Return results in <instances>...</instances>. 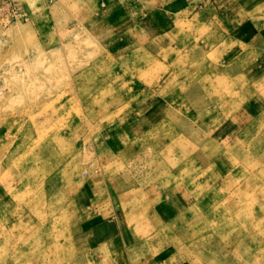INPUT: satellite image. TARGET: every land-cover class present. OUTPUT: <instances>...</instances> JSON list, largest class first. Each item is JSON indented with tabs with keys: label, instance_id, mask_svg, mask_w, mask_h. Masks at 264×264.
Segmentation results:
<instances>
[{
	"label": "rangeland",
	"instance_id": "obj_1",
	"mask_svg": "<svg viewBox=\"0 0 264 264\" xmlns=\"http://www.w3.org/2000/svg\"><path fill=\"white\" fill-rule=\"evenodd\" d=\"M17 2L0 264H264V0Z\"/></svg>",
	"mask_w": 264,
	"mask_h": 264
},
{
	"label": "built area",
	"instance_id": "obj_2",
	"mask_svg": "<svg viewBox=\"0 0 264 264\" xmlns=\"http://www.w3.org/2000/svg\"><path fill=\"white\" fill-rule=\"evenodd\" d=\"M0 10L10 9L11 12H8L3 17L0 18L1 21H12L16 19L19 15L18 13V2L17 0H1L0 1ZM2 14V13H1Z\"/></svg>",
	"mask_w": 264,
	"mask_h": 264
},
{
	"label": "bare ground",
	"instance_id": "obj_3",
	"mask_svg": "<svg viewBox=\"0 0 264 264\" xmlns=\"http://www.w3.org/2000/svg\"><path fill=\"white\" fill-rule=\"evenodd\" d=\"M214 74V73H213ZM225 75V74H224ZM192 89H193V87H192ZM220 89V88H219ZM205 92V91H204ZM224 101H225V99H224ZM224 103V102H223ZM220 105V104H219ZM225 105V104H224ZM195 120V119H194ZM186 124V123H185ZM191 124V123H190ZM188 130V129H187ZM191 135V134H190ZM181 136V135H180ZM184 136H185V134H184ZM185 137H187V136H185ZM203 137V136H202ZM182 138V137H181ZM191 139V138H190ZM179 140H180V138H179ZM206 140V139H205ZM204 140V141H205ZM177 141H178V139H177ZM203 141V142H204ZM182 142H185L184 140H182ZM202 143V142H201ZM200 143V144H201ZM218 143V142H217ZM185 145H187V144H185ZM205 145V144H204ZM218 145V144H217ZM182 146H184V145H182ZM194 147V146H193ZM193 147H191V148H193ZM206 147V146H205ZM226 147V146H225ZM196 148V147H195ZM244 148V147H243ZM172 150V149H171ZM243 150V149H242ZM249 150V149H248ZM200 152V151H199ZM240 152H242V151H240ZM245 152V151H244ZM248 152V151H247ZM182 153V152H181ZM182 154H184V153H182ZM204 154V153H203ZM239 154V153H238ZM247 154H249V152L247 153ZM185 155V154H184ZM240 155H241V153H240ZM179 156V155H178ZM186 157V156H185ZM202 157H203V155H202ZM179 158V157H178ZM208 158V157H207ZM242 158V157H241ZM240 158V159H241ZM249 158V157H248ZM257 158V157H256ZM250 159V158H249ZM187 160V159H186ZM189 160H191V159H189ZM167 161V160H166ZM179 161V160H178ZM192 161V160H191ZM214 161V160H213ZM184 164H185V162H184ZM186 167H187V165H186ZM204 167H206V166H204ZM240 167V166H239ZM259 170H260V168H259ZM264 170V169H263ZM185 171H187V170H185ZM259 173H260V171H259ZM247 176V175H246ZM222 177V176H221ZM200 178V177H199ZM215 179V178H214ZM178 180V179H177ZM256 180V179H255ZM203 182V181H202ZM239 182H241V181H239ZM249 182V181H248ZM222 183V182H221ZM199 186V185H198ZM206 187V186H205ZM199 188H200V186H199ZM203 191V190H202ZM202 193V192H201ZM258 193V192H257ZM261 193V192H260ZM219 195V194H218ZM201 196V195H200ZM221 198V197H220ZM260 198V197H259ZM220 201V200H219ZM213 203V202H212ZM221 203V202H220ZM215 203H213V205H214ZM222 204V203H221ZM218 206V205H217ZM236 206H238V205H236ZM210 207V206H209ZM235 207V206H234ZM239 207H241V206H239ZM242 207H243V205H242ZM233 210V209H232ZM230 212H231V210H230ZM247 214V213H246ZM213 215H214V213H213ZM223 216V215H222ZM225 216V215H224ZM230 216V215H229ZM234 216H235V214H234ZM248 216V215H247ZM246 216V217H247ZM253 217H254V215H252ZM251 216V217H252ZM204 217V216H203ZM250 217V218H251ZM201 218V217H200ZM260 218V217H259ZM264 218V217H263ZM253 219V218H252ZM204 220V219H203ZM213 220V219H212ZM263 220V219H262ZM214 221V220H213ZM249 221H250V219H249ZM252 221V220H251ZM242 222H243V220H242ZM252 223V222H251ZM264 223V222H263ZM244 224V223H243ZM252 225V224H251ZM263 225V224H262ZM245 228H246V225H245ZM247 229V228H246ZM197 230V229H196ZM196 230H194V231H196ZM241 231V230H240ZM235 232V231H234ZM248 232V231H247ZM227 233V232H226ZM255 233V232H254ZM254 235V234H253ZM248 236V235H247ZM209 237V236H208ZM226 237V236H225ZM259 237V236H258ZM207 238V237H206ZM244 238V237H243ZM263 238H264V235H263ZM221 239V238H220ZM241 240V239H240ZM262 240V239H261ZM232 241V240H231ZM248 242V241H247ZM252 242H254V241H252ZM262 242V241H261ZM260 243V242H259ZM238 244V243H237ZM252 244V243H251ZM248 245V244H247ZM255 245V244H254ZM232 247V246H231ZM238 248V247H237ZM244 249V248H243ZM242 257V256H241ZM244 262V261H243Z\"/></svg>",
	"mask_w": 264,
	"mask_h": 264
}]
</instances>
